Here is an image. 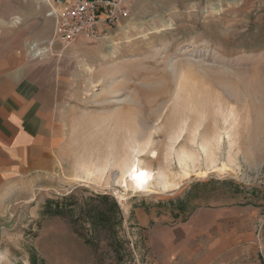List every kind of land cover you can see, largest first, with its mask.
I'll return each mask as SVG.
<instances>
[{"label": "rangeland", "instance_id": "rangeland-1", "mask_svg": "<svg viewBox=\"0 0 264 264\" xmlns=\"http://www.w3.org/2000/svg\"><path fill=\"white\" fill-rule=\"evenodd\" d=\"M127 1L129 19L66 50L53 166L0 185V264H161L156 222L264 215V0Z\"/></svg>", "mask_w": 264, "mask_h": 264}, {"label": "crops", "instance_id": "crops-1", "mask_svg": "<svg viewBox=\"0 0 264 264\" xmlns=\"http://www.w3.org/2000/svg\"><path fill=\"white\" fill-rule=\"evenodd\" d=\"M64 0H0V185L52 167L62 145L70 85L68 47L55 37ZM150 246L161 264H255L264 255V215L246 203L196 208L156 222Z\"/></svg>", "mask_w": 264, "mask_h": 264}, {"label": "built area", "instance_id": "built-area-1", "mask_svg": "<svg viewBox=\"0 0 264 264\" xmlns=\"http://www.w3.org/2000/svg\"><path fill=\"white\" fill-rule=\"evenodd\" d=\"M56 17L55 37L64 47L80 38L97 39L130 18L127 0H64Z\"/></svg>", "mask_w": 264, "mask_h": 264}, {"label": "bare ground", "instance_id": "bare-ground-1", "mask_svg": "<svg viewBox=\"0 0 264 264\" xmlns=\"http://www.w3.org/2000/svg\"><path fill=\"white\" fill-rule=\"evenodd\" d=\"M145 151L146 150L137 151V154L134 157V160L131 163H128L129 165L127 166V168L124 171L122 170L123 172H122L121 180H122V183L125 184V187L128 188L127 190H129V188H130L129 185H128V182H127V177L134 176L139 171V160H137L136 157L138 155H142ZM170 185L171 184H169V183H165L163 185V188L164 189H167V188L171 187ZM130 186H132V188H135L137 191L144 190V188H145L143 182H134Z\"/></svg>", "mask_w": 264, "mask_h": 264}, {"label": "snow or ice", "instance_id": "snow-or-ice-1", "mask_svg": "<svg viewBox=\"0 0 264 264\" xmlns=\"http://www.w3.org/2000/svg\"><path fill=\"white\" fill-rule=\"evenodd\" d=\"M147 175H148L147 172H140V173L135 177V179H137V180H141V179H143V178H146Z\"/></svg>", "mask_w": 264, "mask_h": 264}]
</instances>
